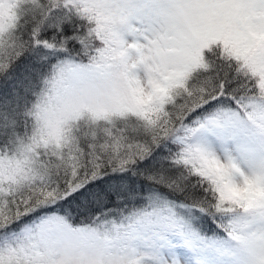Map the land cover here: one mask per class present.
I'll use <instances>...</instances> for the list:
<instances>
[{
  "label": "snow or ice",
  "instance_id": "snow-or-ice-1",
  "mask_svg": "<svg viewBox=\"0 0 264 264\" xmlns=\"http://www.w3.org/2000/svg\"><path fill=\"white\" fill-rule=\"evenodd\" d=\"M0 264H264V0H0Z\"/></svg>",
  "mask_w": 264,
  "mask_h": 264
},
{
  "label": "rangeland",
  "instance_id": "rangeland-1",
  "mask_svg": "<svg viewBox=\"0 0 264 264\" xmlns=\"http://www.w3.org/2000/svg\"><path fill=\"white\" fill-rule=\"evenodd\" d=\"M18 2H19V0H18ZM5 7H7V6H5Z\"/></svg>",
  "mask_w": 264,
  "mask_h": 264
}]
</instances>
